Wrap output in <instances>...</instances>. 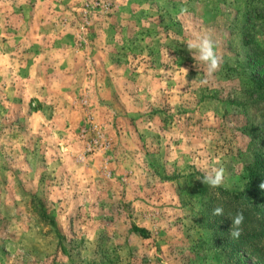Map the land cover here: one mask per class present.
<instances>
[{"label": "rangeland", "instance_id": "rangeland-1", "mask_svg": "<svg viewBox=\"0 0 264 264\" xmlns=\"http://www.w3.org/2000/svg\"><path fill=\"white\" fill-rule=\"evenodd\" d=\"M255 54L264 0H0V264H264L226 213L261 144Z\"/></svg>", "mask_w": 264, "mask_h": 264}, {"label": "trees", "instance_id": "trees-1", "mask_svg": "<svg viewBox=\"0 0 264 264\" xmlns=\"http://www.w3.org/2000/svg\"><path fill=\"white\" fill-rule=\"evenodd\" d=\"M250 63L252 69L256 72V76L253 77V86L256 87V90L263 98L264 58L260 54H255L253 62ZM255 137L256 141H261L259 147H256L254 151V158L256 161L255 168H262V171L258 173V177H253L256 173V169H254L253 175H250L244 191L242 193L230 195L226 202L229 204V211L226 213L231 219L235 217L237 213H243L245 219L240 226L241 235L238 242L251 248L252 252H260L262 248H264V188H261V185L264 184V124L261 125ZM135 229L144 237H148V230L146 228L136 226ZM244 231H246L247 234L244 233ZM251 242H253L254 245H250ZM262 243L263 245L261 246ZM261 255L262 254H260V256Z\"/></svg>", "mask_w": 264, "mask_h": 264}, {"label": "clouds", "instance_id": "clouds-1", "mask_svg": "<svg viewBox=\"0 0 264 264\" xmlns=\"http://www.w3.org/2000/svg\"><path fill=\"white\" fill-rule=\"evenodd\" d=\"M180 11L181 14L187 13L186 8H181ZM186 45L189 52L192 53L193 58L196 59L198 57L199 61L207 66V76H212L216 71H218L221 65V57L215 51V42L210 35L203 34L189 39L186 42ZM204 82L206 83L207 81L205 80ZM224 176L225 170L223 167L213 168L211 172H208L203 176L202 182L213 188L220 187L224 182ZM261 188H264V184L261 185ZM212 215L217 217L222 216L224 215V209L219 206L215 207ZM244 219L245 218L242 212L237 213L235 217L231 219L232 226L229 231V235L232 238L240 237V226L243 224Z\"/></svg>", "mask_w": 264, "mask_h": 264}]
</instances>
